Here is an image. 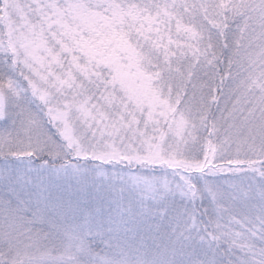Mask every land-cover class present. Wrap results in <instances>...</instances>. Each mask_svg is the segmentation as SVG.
Instances as JSON below:
<instances>
[{"label": "snow or ice", "instance_id": "6c2138e0", "mask_svg": "<svg viewBox=\"0 0 264 264\" xmlns=\"http://www.w3.org/2000/svg\"><path fill=\"white\" fill-rule=\"evenodd\" d=\"M0 264H264V0H0Z\"/></svg>", "mask_w": 264, "mask_h": 264}]
</instances>
